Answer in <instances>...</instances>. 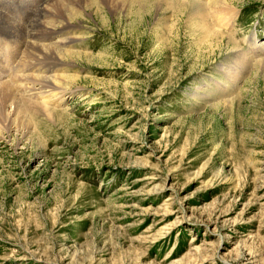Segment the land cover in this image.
<instances>
[{
    "label": "rangeland",
    "instance_id": "obj_1",
    "mask_svg": "<svg viewBox=\"0 0 264 264\" xmlns=\"http://www.w3.org/2000/svg\"><path fill=\"white\" fill-rule=\"evenodd\" d=\"M45 1L0 12L30 31ZM232 1V26L211 22L263 53L264 0ZM154 2L33 37L90 56L71 63L27 60L0 33V86L45 91L31 100L52 110L0 130V264H264V63L233 83L227 38L211 46L187 9ZM62 73L78 78L53 94L25 79Z\"/></svg>",
    "mask_w": 264,
    "mask_h": 264
},
{
    "label": "bare ground",
    "instance_id": "obj_2",
    "mask_svg": "<svg viewBox=\"0 0 264 264\" xmlns=\"http://www.w3.org/2000/svg\"><path fill=\"white\" fill-rule=\"evenodd\" d=\"M120 1H122V3H126V2L131 3L133 1H138L142 6L146 5L145 0H46L44 5L38 11V15L41 12H47L48 14H50L49 19L43 21V20H39L37 17L33 18L31 20L33 24V26L31 27L33 28H31L30 31H27L25 29V26L14 22L15 20L14 21L10 20L2 12H0V33L8 35V37L10 38L15 37V39L17 40L16 46L20 45L19 47L21 49V50L20 49H15V50L16 51L19 50L21 52L23 49V54L25 55L26 59L27 56H31L32 59L30 60L51 59L54 61H60V62L66 61L68 63H71V61H75L76 59L82 57H90V56L84 55L82 53H75L73 52L75 51L74 49L66 50L64 49L65 47L62 49L59 47V45H61L59 41L58 42L54 41V43H39L38 41H36V39H38L40 36L36 39L33 37L39 33L42 32L46 33L58 27H62L64 25L78 24L80 26L82 25L81 22L84 21V19L91 17L95 13L94 9L96 10L112 9V7H115L117 3ZM233 3L234 2L232 0H196V2H192V3L188 2L187 0H155L154 5H156L158 9L161 8V5H165L169 7L170 6L184 7L185 9H187L190 18L189 20L192 22L191 25L194 28H196L195 32L198 33L199 38L203 42H205L206 40L208 41L209 44L213 42L218 43V42H222L226 37L228 40L227 44L232 45L231 53L233 54L232 57L234 56V60L227 67L224 68L223 74L224 76H226V79L232 80L233 83L234 82L238 83V80L241 79L242 75L250 67L251 63L254 62L257 63L258 65L260 64L263 65L264 52L263 53L258 52V51H262L263 48L261 47V45H258V42H256L255 39H251V40L246 39L249 46L248 51L239 49L236 40L231 36V34L225 33L220 28L217 29L214 23L211 22V19L215 18V20H218L220 24H224L225 26H232V23H234L235 18L238 16L237 8L236 6H234ZM72 20H76V22H73ZM28 33L29 36H31L30 38L33 39L26 41V35H28ZM75 39H80V38H73L72 40ZM69 43H71V41H69ZM257 52L258 54L253 55V53H257ZM14 53L15 51H13V54ZM8 58L9 60H12L9 54H8ZM0 62H1L0 67H2V69L6 71L7 63L5 64L3 60ZM49 63L50 62H48V64ZM77 78L78 76L67 77V75H63L62 73L61 75L59 74L52 76H46V75L26 76L25 79L26 82L41 80V82L47 85V87H50L51 90L49 89L50 92L48 93H51L52 90H54L53 88L55 89L60 88L62 90H65L69 85H71L72 82L76 81ZM12 83L16 86H19L22 83V79L20 77L17 78L14 77L12 79ZM16 88L17 87L14 88L10 83H2V85L0 86V130L10 131L11 129H13L12 127L14 123L17 121V119L21 118L22 116L31 117V115H36L35 113H37L36 110L38 108L44 109L47 112L52 111L50 110L49 107L43 105L44 103L42 104L37 100L36 101L31 100V98H33L34 95L45 93V91L39 90V92H36L37 90L34 91L32 90L33 92H29L32 89L31 86L30 85L24 86V91H28V94L23 91L25 94H27L26 96L28 98H26L24 95L20 94L21 92L18 93V91H16ZM199 250L201 251V248L197 247L196 251Z\"/></svg>",
    "mask_w": 264,
    "mask_h": 264
}]
</instances>
